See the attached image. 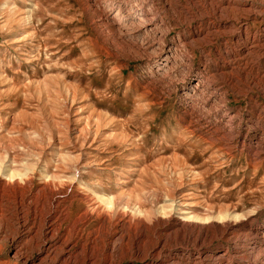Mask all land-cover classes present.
Returning a JSON list of instances; mask_svg holds the SVG:
<instances>
[{
  "label": "rangeland",
  "instance_id": "1",
  "mask_svg": "<svg viewBox=\"0 0 264 264\" xmlns=\"http://www.w3.org/2000/svg\"><path fill=\"white\" fill-rule=\"evenodd\" d=\"M120 1L0 0V162L25 173L29 193L54 174L61 194L81 187L78 194L99 201L123 192L120 206L104 212L110 226L93 219L83 228L105 264H211L204 255L220 252L224 264H264V85L217 73L231 71L222 61L239 54L238 36L193 41L201 23L171 12L147 35L103 17ZM251 1L240 0L256 10L241 20L255 33L264 29V6ZM213 17L204 19L211 33ZM17 197L0 186L8 231L21 214ZM83 207L71 204L65 226ZM117 212L134 218L123 243ZM139 229L140 252L132 242ZM190 229L206 238L185 239ZM254 235L262 238L256 247ZM14 251L0 240V264H22Z\"/></svg>",
  "mask_w": 264,
  "mask_h": 264
},
{
  "label": "bare ground",
  "instance_id": "2",
  "mask_svg": "<svg viewBox=\"0 0 264 264\" xmlns=\"http://www.w3.org/2000/svg\"><path fill=\"white\" fill-rule=\"evenodd\" d=\"M133 1L130 0V3H128L126 2V0H121L120 1L121 4L118 9H115L114 6L106 10H104L105 9L104 8L102 10V15L105 19L113 18V19H118L119 21L125 23L127 21L134 22L135 24H137V29L141 30V32H144V34L147 35H149L150 32L152 33L158 32L161 24L160 17H163L167 13L171 12L170 14L174 13L185 17L195 16L194 20L197 19L201 24L199 26V29H196L192 35L193 41H197L199 39H204V40L206 39V41L211 42L215 37L218 36L227 35L233 37V39L236 36H238V42L240 48L239 54L234 55V57L232 55H229V59L225 58L222 61V63L224 64L223 66H228L229 67L228 70L231 71L229 73L225 71L217 72L218 76L221 79H223V81L225 80V82L234 81L235 83V81L237 80L240 81L246 80L249 82H253L257 85L259 84L264 85V71L261 72L259 70L260 67H263V61H264V29L258 31L256 30L255 33H250L249 31L250 27L245 25V23L241 20V18L247 19L248 16H252V13L256 11V10L254 11L252 10L253 7L252 4L250 6L251 8H249L247 4L241 3L240 0H184L185 4L181 2L182 0H136L134 2ZM260 1H261L260 3H262V5L264 6V0H260ZM158 3L162 5L164 4L163 7L157 5ZM167 5H169V7ZM191 8H196L195 12L194 9L192 10ZM261 10L263 11V9ZM262 14L264 13L262 12ZM207 16H214L218 19L217 23L215 22L212 23L213 27H215L214 30L216 32L211 33L212 31L206 29V24L204 23V19ZM136 19L138 20V22L133 21ZM237 22L241 23L240 26H237L238 25ZM113 29L118 31L117 33L123 34L122 31L117 29V27L115 28L113 26ZM243 34L244 36L242 37ZM153 42L150 41L147 42L146 46L147 47L153 46L154 44ZM251 61L253 62V65L251 64L250 66L251 70L248 69L250 72L249 71L247 72L245 68L251 63ZM242 66L245 68L242 69ZM255 66H257L256 70L258 71H255ZM240 71H242V73ZM199 85L200 84H197L196 86V92H198L199 90L198 87ZM262 90H264V88H262ZM224 123L225 126L223 129H226V127H228V129H226L227 132L229 134L232 133L233 125H232L231 117ZM4 163L5 162H0V174L1 173L8 174L10 179L9 181L4 180L3 182L0 179V186L3 189H7L8 187L9 191L11 190V192L13 191L14 194L19 195V197H17L16 199H19L18 202L20 206L19 211L21 214L18 215V218L15 222L16 223L15 227L9 231L5 227L4 223L1 221V217H0V240L3 239L6 240L7 238L11 243L14 244L15 247V251L13 255L14 258H16L17 260H21L22 264H105L104 261H99L95 258L94 256L95 246H93V243H95L96 240H92L93 237L92 239H84V233L86 229L83 228L84 226H86V224L89 226V228H92V225L90 224L93 221V219L100 220L99 223L101 225V229L110 226L109 224L112 223L111 217H109L104 212L106 209H110V208L115 209L118 206H120L119 204L123 199V192L119 197L104 198L106 197L104 195L100 198L99 201L95 200L93 197L89 195L78 194L79 192L82 191L81 187L75 188L76 191H74V193L69 194L68 192H62L61 194L60 192L55 191V188L59 187L58 184L60 182L57 184L53 180L54 179L62 180V178L59 177V179H57L58 176L56 177V175L54 174V176L49 177L50 179L47 183H44L42 186L37 188L36 192L29 193V191H25V186L21 184V182L24 179L25 173H22L21 170H17V169H12L13 171H10V169L5 171ZM79 171L81 173L82 170L80 169ZM75 175L72 177L73 180L76 179ZM77 199L84 204V207L77 214L76 218L72 220V223H70L68 226H65V223L67 221H70L71 204H73ZM114 223H113L114 226L118 224L120 225V227L123 228L122 234L120 233L121 235L117 240L118 242L120 241L121 243H123L126 235L125 233L126 231H124V229L133 226L134 218H132L131 215H128L126 212H119V213L117 212L116 221ZM180 224L182 225V227L183 225L185 226L188 225L182 221L180 222ZM98 229L94 231L96 232ZM108 230L107 231L109 232L108 233L109 235L114 234L113 229L112 230L108 229ZM195 232L196 231H194L193 229H190L189 232H186L184 234L185 239H192V238L201 239L204 237L206 238V235L202 232L200 233L198 232L199 234L195 236L194 235ZM145 235L146 233L144 231H140V229L139 232L134 234V238L132 242H134V244L136 245L138 252H140L141 245L144 242V239L146 238ZM261 239H262L261 235H254V239H253L254 247L260 245V243L262 242ZM116 248L118 247H116V242H115L111 251L115 252ZM35 253L38 255L37 258L34 257ZM204 256L205 259H208L211 262V264H224L223 262L225 261L227 254L224 252H220L217 253L215 256L214 255L212 256L210 254ZM152 264H164V262H153ZM171 264H181V263L180 261L178 262L176 260Z\"/></svg>",
  "mask_w": 264,
  "mask_h": 264
}]
</instances>
